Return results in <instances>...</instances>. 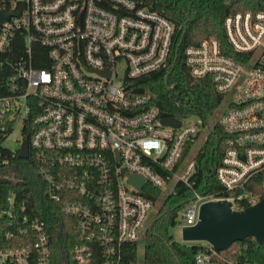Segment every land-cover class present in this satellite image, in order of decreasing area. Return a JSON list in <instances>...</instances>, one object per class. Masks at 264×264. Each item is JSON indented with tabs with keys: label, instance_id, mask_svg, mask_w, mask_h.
<instances>
[{
	"label": "built area",
	"instance_id": "1",
	"mask_svg": "<svg viewBox=\"0 0 264 264\" xmlns=\"http://www.w3.org/2000/svg\"><path fill=\"white\" fill-rule=\"evenodd\" d=\"M141 3L0 0V182L18 180L14 157L30 129L22 160L34 164L46 198L75 232V264H120L123 246L150 226L157 200L148 188L194 184L190 150L200 128L208 129L197 116L163 125L149 93L126 89L166 68L173 53L175 25ZM223 27L236 56L213 37L183 53L190 76L209 78L226 101L209 122L224 134L214 172L225 194L195 193L179 212L180 229L197 222L202 202L226 200L241 211L264 199L256 190L264 192V10L229 14ZM18 122L21 139L10 149L4 141ZM131 174L144 177L140 188ZM25 207L18 193L0 194V264H52L49 227ZM214 257L208 244L195 264H219Z\"/></svg>",
	"mask_w": 264,
	"mask_h": 264
},
{
	"label": "trees",
	"instance_id": "2",
	"mask_svg": "<svg viewBox=\"0 0 264 264\" xmlns=\"http://www.w3.org/2000/svg\"><path fill=\"white\" fill-rule=\"evenodd\" d=\"M141 5L167 16L173 22V53L166 68L136 80L126 89L131 94L149 93L162 117L186 118L193 115L201 118L203 125L208 127L205 142L195 156L194 184L189 187L177 182L174 190L163 198L144 235L143 264H178L177 259L179 264H195L196 254L207 250V245L178 241L171 228L177 223L181 208L195 198V193L225 194L214 172L224 152L221 144L224 134L218 122H214L213 129L209 127L210 118L220 105L222 95L215 90L209 78L193 79L190 76L183 51L189 45L213 37L220 41L226 54L236 56L226 39L224 18L237 11L264 10V0H142ZM31 134L30 129L23 131L27 138ZM14 162L20 171L18 180L0 182L1 196L18 193L25 202L24 213L47 223L52 264H75L70 251L76 242V234L67 229L60 205L46 198L34 164L17 156ZM256 190L264 194L260 187L257 186ZM160 193V189L148 188L146 195L157 200ZM137 249L138 242L125 244L120 264H137ZM214 261L219 264L264 263V245L258 244L254 238L235 241L228 249L218 251Z\"/></svg>",
	"mask_w": 264,
	"mask_h": 264
},
{
	"label": "water",
	"instance_id": "3",
	"mask_svg": "<svg viewBox=\"0 0 264 264\" xmlns=\"http://www.w3.org/2000/svg\"><path fill=\"white\" fill-rule=\"evenodd\" d=\"M5 19L6 15L0 12V24ZM161 122L163 125L177 127L181 121L177 117L168 116L163 117ZM210 124L213 125L211 118ZM27 156L28 138L25 137L18 150V157L26 159ZM129 181L140 188L144 177L131 174ZM246 238H254L258 244L264 245V199L241 211L232 210L231 203L226 200L202 202L198 209L197 222L181 229V241H205L217 251L226 250L233 242ZM177 263L179 264L178 259Z\"/></svg>",
	"mask_w": 264,
	"mask_h": 264
},
{
	"label": "rangeland",
	"instance_id": "4",
	"mask_svg": "<svg viewBox=\"0 0 264 264\" xmlns=\"http://www.w3.org/2000/svg\"><path fill=\"white\" fill-rule=\"evenodd\" d=\"M226 106V101L221 102L219 105L217 111L213 114V121H217L219 118V114L223 112ZM197 117L190 115L186 117L185 122H193L196 120ZM21 128H22V123L18 122L15 124L13 129L9 132L7 135L5 141H4V146L10 148V149H17L19 145V141L21 139ZM208 134V129L207 128H200L199 135L194 139V142L192 143V148H191V154H196L200 147L204 144L205 139ZM173 185L174 182L171 181L168 183L166 186H164L161 190V193L157 199V204L154 206V208L150 211L149 216H148V223L154 219V216L156 215L158 208L163 200V198L172 192L173 190ZM182 221V217L180 213L178 214L177 218V223L171 228V233L173 234L174 238L178 241H181V229L179 227L180 222ZM146 234V233H145ZM144 236L140 237L138 240V249H137V264H143V246H144ZM192 243H197L199 245H208L207 242L205 241H195Z\"/></svg>",
	"mask_w": 264,
	"mask_h": 264
}]
</instances>
